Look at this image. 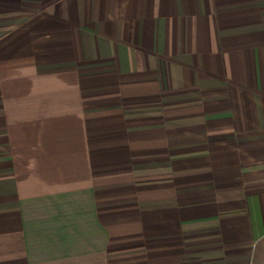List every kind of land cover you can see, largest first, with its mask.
I'll return each instance as SVG.
<instances>
[{"label":"crops","instance_id":"0c3cea01","mask_svg":"<svg viewBox=\"0 0 264 264\" xmlns=\"http://www.w3.org/2000/svg\"><path fill=\"white\" fill-rule=\"evenodd\" d=\"M0 264H264V0H0Z\"/></svg>","mask_w":264,"mask_h":264}]
</instances>
